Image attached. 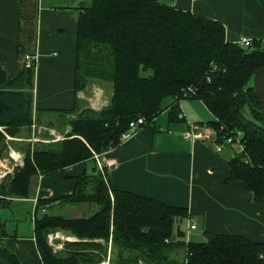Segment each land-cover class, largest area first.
<instances>
[{"label":"trees","instance_id":"1","mask_svg":"<svg viewBox=\"0 0 264 264\" xmlns=\"http://www.w3.org/2000/svg\"><path fill=\"white\" fill-rule=\"evenodd\" d=\"M28 1L29 4H26ZM76 92L90 80L110 83L113 95L101 111L57 112L70 119L63 140L22 143L24 165L0 181V207L14 199H29L35 177L108 154L122 144L129 124L144 117L148 124L175 100L170 119H178L179 103L202 101L214 115L207 125L217 141L241 132L244 152L229 160V181H241L257 203L264 201V116L253 87L257 70L264 68V48L253 42L246 49L227 40L225 25L205 16L177 9L161 0H79ZM38 0H23L17 72L7 77L0 68V158L8 137L19 138L23 128L40 123L34 107ZM169 108V107H168ZM49 135V134H48ZM46 136L49 138V136ZM74 192L55 200H39L34 232L43 264H264V243L243 236L208 234L205 242L186 241L176 223L189 218L185 208L113 188L99 167L75 179ZM85 204L92 213L81 218L52 215L43 209ZM70 233L61 251L49 235ZM8 236L0 218V257L19 264L4 245ZM169 239L170 243H166ZM184 252V257H181Z\"/></svg>","mask_w":264,"mask_h":264},{"label":"crops","instance_id":"2","mask_svg":"<svg viewBox=\"0 0 264 264\" xmlns=\"http://www.w3.org/2000/svg\"><path fill=\"white\" fill-rule=\"evenodd\" d=\"M161 1L222 22L229 42L238 43L240 39L247 38L264 48V0ZM78 2H38V62L33 93L34 107L42 114L39 125L34 123L31 133L24 129L19 138L8 137V157L0 158V165L6 170L2 171L6 174H12L14 168L23 166L24 162L21 158L16 164L11 157V152L15 151L11 142L16 145L48 144L63 140L72 129L68 121L76 115L64 118L57 112L73 110L77 101L85 109L95 111L109 105L113 95L110 83L90 80L85 90L76 92ZM25 3L29 4L28 1ZM22 6L23 0H0V68L4 69L7 77L15 74L22 62L18 55ZM173 105L174 99L153 124L144 126L130 140L100 156L105 167L103 175L117 190L187 209L189 218L180 224L184 230L188 229V233L181 231L189 241L205 242L208 234H217L243 236L252 242L264 243V201L257 203L253 193L247 191L241 181H229V160L234 155L226 151L225 146L218 152L210 141L191 142L183 137L190 130V124L207 125L215 120L214 115L202 101L185 99L179 103L184 119L172 121L170 110ZM57 116L64 118L62 124L58 123ZM43 131L48 132L49 138L41 136ZM92 162L99 167L95 156L55 174L35 177L31 198L13 201L32 202L37 206L39 200L69 196L74 192L77 177L94 173L95 167L90 166ZM61 208L80 212L86 208L81 217L90 211L85 204H63L43 209V213ZM13 213L10 221L22 224H12L9 228L5 223L8 234L4 240L5 247L16 255L19 264H43L35 239L34 218L31 229H24V221L28 217L25 220L15 209ZM189 219L195 222L196 230H189ZM74 239L70 235V240Z\"/></svg>","mask_w":264,"mask_h":264},{"label":"rangeland","instance_id":"3","mask_svg":"<svg viewBox=\"0 0 264 264\" xmlns=\"http://www.w3.org/2000/svg\"><path fill=\"white\" fill-rule=\"evenodd\" d=\"M38 2H39V0H38ZM38 9H39V6H38ZM107 90V89H106ZM107 91H109V89L107 90ZM171 100H172V98H168V99H166L165 101H164V103H163V107L164 108H167L170 104H171ZM81 108V110H84L85 109V107H83V106H81L80 107ZM78 117V114H76V118ZM57 118H59V120H58V123H61L62 124V122L64 121L63 119L64 118H61V117H59V116H57ZM163 118H165V116H163ZM75 119V118H74ZM66 120H68V119H66ZM65 120V121H66ZM69 122V121H68ZM37 125H39V124H37ZM33 126V125H32ZM32 128V127H31ZM31 128H23L22 130H27V131H29L30 130V133H31ZM35 130H36V128H34ZM38 130V129H37ZM36 130V131H37ZM48 135V132H45V131H43V133H41V136H47ZM8 141H9V139H8ZM31 144H34V143H31ZM13 148L15 149V154H18V155H20V153L19 152H21L20 150H18L17 148H15V146H13ZM8 150V149H7ZM7 150L5 149V151L3 150V157H8V153H6L7 152ZM19 151V152H18ZM226 151H230L234 156L236 155V153H237V150L236 149H234V148H232V147H226ZM22 153V155H20V156H22L21 158H22V160L24 161V159H25V154L23 153V152H21ZM11 154H12V152H11ZM20 160V159H19ZM16 164H19V163H16ZM23 165H24V162H23ZM90 166H91V168L93 167H95V163L94 162H92L91 164H90ZM17 167V166H16ZM15 167V168H16ZM20 167V166H19ZM22 167V166H21ZM15 168H14V170H15ZM6 171V170H4L3 169V167L0 165V173L2 172L3 173V171ZM14 170L12 171V174L14 173ZM92 171H93V169H91L90 170V173H92ZM8 175V174H7ZM6 175V176H7ZM5 176V177H6ZM4 177V178H5ZM3 178V179H4ZM3 179H0V181H2ZM35 192V191H34ZM34 205V206H33ZM14 209L15 210H17L18 211V213L20 214V216H22L25 220H26V218L28 217V220H26V221H24L25 223H24V226H23V228L25 229H27V228H30V226L31 225H33V218H34V216H35V209H36V205L35 204H33L32 202H29V203H24V202H22V201H11L9 204H7V205H4V206H2V207H0V218L2 219V221H6L5 219L6 218H9L8 219V221H6L5 223H7V225H8V227L9 226H12V224H14V226H18L19 224H22V223H17V221H10L12 218L10 217V216H12V217H14ZM73 209V208H72ZM84 209H86V208H83V210ZM83 210H81V212L79 211V210H77V209H75V210H71V209H67V208H61V209H59V210H57V211H51L50 212V214H52V215H59V216H65V217H68V218H74V217H81V214H82V212H83ZM85 212H83V214H84ZM92 213H89V214H85V215H83V216H90ZM82 216V217H83ZM13 220V219H12ZM179 227H181V230L183 231V232H186V233H188V229H186V230H184V227H183V225H181V224H179V223H176V225H175V234H176V238H178V229H179ZM10 228V227H9ZM15 228V227H14ZM13 228V229H14ZM31 229V228H30ZM70 233H68V232H64V231H60V232H57V233H51L50 235H49V242H50V245L54 248V250L55 251H61L62 249H63V244H64V242H66V241H72V240H70ZM72 236V235H71ZM72 239V238H71ZM76 239V238H75ZM74 239V240H75ZM73 240V241H74ZM77 240V239H76ZM184 240H186V241H189V240H187L186 238L184 239ZM181 257H184V252H181ZM108 264H109V262H107Z\"/></svg>","mask_w":264,"mask_h":264},{"label":"built area","instance_id":"4","mask_svg":"<svg viewBox=\"0 0 264 264\" xmlns=\"http://www.w3.org/2000/svg\"><path fill=\"white\" fill-rule=\"evenodd\" d=\"M193 2L197 0H192ZM241 47L246 49H253V41L251 39L242 38L238 41V43ZM38 62V56L37 55H29L25 57V66L26 68H30L34 64L37 65ZM178 119L183 120L184 114L181 110H179L178 113ZM147 125V121L144 117H139L135 120H133L130 124L128 129L122 134L121 140L122 143L130 140L140 129H142L144 126ZM185 140L191 141V142H199V141H210L215 144V149L218 152H221L223 150L222 144H220L217 141V133L216 131L211 128L208 125H194L190 124V130L184 133L183 135ZM225 147H232L237 150L238 153L244 152V143L242 141V134L241 132L237 133L236 135H231L226 138L225 140ZM11 157L17 163L19 159H21V156L18 154H15V152L11 154ZM99 156H96L97 163L99 166V169L104 174L105 173V167L102 161H100ZM7 174L6 173H0V179H3ZM189 223V230L193 231L197 229V226L195 222L191 219L188 221ZM166 243H170V240L167 239Z\"/></svg>","mask_w":264,"mask_h":264},{"label":"water","instance_id":"5","mask_svg":"<svg viewBox=\"0 0 264 264\" xmlns=\"http://www.w3.org/2000/svg\"><path fill=\"white\" fill-rule=\"evenodd\" d=\"M253 87L258 97L264 116V68L257 70L253 78ZM0 264H10L0 257Z\"/></svg>","mask_w":264,"mask_h":264},{"label":"bare ground","instance_id":"6","mask_svg":"<svg viewBox=\"0 0 264 264\" xmlns=\"http://www.w3.org/2000/svg\"><path fill=\"white\" fill-rule=\"evenodd\" d=\"M103 264H108L107 262L103 263Z\"/></svg>","mask_w":264,"mask_h":264}]
</instances>
